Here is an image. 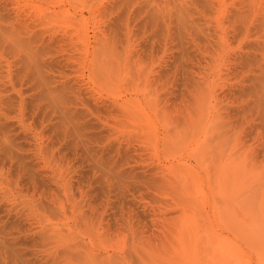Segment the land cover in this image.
Here are the masks:
<instances>
[{"label":"rangeland","instance_id":"obj_1","mask_svg":"<svg viewBox=\"0 0 264 264\" xmlns=\"http://www.w3.org/2000/svg\"><path fill=\"white\" fill-rule=\"evenodd\" d=\"M178 1L0 0V264H264V0Z\"/></svg>","mask_w":264,"mask_h":264},{"label":"bare ground","instance_id":"obj_2","mask_svg":"<svg viewBox=\"0 0 264 264\" xmlns=\"http://www.w3.org/2000/svg\"><path fill=\"white\" fill-rule=\"evenodd\" d=\"M46 1V0H45ZM122 1V0H121ZM73 2V1H72ZM186 2V0H179L178 2H177V6H176V11H175V13L177 14V16L179 17V18H182V15L183 14H185V13H183L184 11H185V6L183 7L182 5L184 4ZM209 2V1H208ZM185 5V4H184ZM50 7V6H49ZM90 7V6H89ZM60 8V7H59ZM55 9L54 8V10H51L50 12H48L47 14L45 13V15L43 16V18H41V22H40V24L41 25H44L47 21H49V19H50V17L52 18V16H56V15H62V17L63 16H66V11H67V9H65V11H63V9ZM171 8V7H170ZM35 9V8H34ZM48 9V8H47ZM90 9V8H89ZM188 9V8H187ZM31 11V10H30ZM38 11V10H37ZM89 11V10H88ZM188 11V10H187ZM41 12H43V11H41ZM45 12H46V9H45ZM68 12H69V10H68ZM70 14V13H69ZM69 14L67 15V16H69ZM80 16V15H79ZM8 17V16H7ZM81 17H82V15H81ZM20 18H21V16H20ZM68 18V17H67ZM82 18H84V16L82 17ZM81 18V19H82ZM7 19V18H6ZM9 19V18H8ZM12 19V18H11ZM39 19H40V17H39ZM56 19V18H55ZM62 19H64V18H62ZM0 20H2V18H0ZM19 20V19H18ZM51 20V19H50ZM65 21H66V19H65ZM10 22V21H9ZM8 22V23H9ZM18 22H20V21H18ZM21 23V22H20ZM16 24V23H15ZM47 24H49L48 22H47ZM4 25V24H3ZM12 25H13V23H12ZM9 26V25H8ZM37 26V25H36ZM36 26L34 27V28H36ZM4 27V26H3ZM1 25H0V36H1V39L3 38H9L8 39V42H13V43H10V44H13V46H14V44L18 47V48H21V49H23V51H25L27 54L29 53V54H33V58L37 55V53L39 52V53H41L42 54V50L43 49H41L40 51H39V48H36L35 50H33V47L34 46H36V45H34L33 46V43L34 42H38V41H40V43L42 42L43 44H44V42H45V40L47 41V43L45 42V44H46V49H44L45 51L46 50H49L48 49V47H50V44L49 43H51V42H53V41H55V43L56 44H58L57 46L58 47H53V48H51V49H56V48H58V50H60V52H61V50H64V49H62V47H61V42H63L64 40H65V42H64V44L66 43V38L65 37H60V38H57L56 36V38L54 39L53 37H51L50 36V34H49V36H47L46 35V37H48V39L46 38V37H44L43 36V34H44V32H46L48 29H46V30H42V28L40 27V30L37 32H33L32 33V35H31V32L33 31V30H35V29H31L32 28V26L30 27V25L29 24H24V22H23V24H18L17 23V25L15 26H10L8 29H4ZM6 27V26H5ZM30 27V28H29ZM46 27V24H45V26H44V28ZM48 27V26H47ZM50 27V26H49ZM37 28H39V27H37ZM36 28V29H37ZM32 30V31H31ZM24 33L25 34H29V36L27 37V38H21L22 37V35L23 36H25L24 35ZM49 33V32H48ZM52 33H53V31H52ZM103 33V32H102ZM46 34V33H45ZM54 34V33H53ZM52 34V35H53ZM68 34L69 33H67V36H68ZM71 34V33H70ZM69 34V35H70ZM104 35L105 34H102V36H103V38L105 39V37H104ZM65 36V35H64ZM99 36V35H98ZM26 37V36H25ZM100 37V36H99ZM98 37V38H99ZM46 38V39H45ZM65 38V39H64ZM97 38V39H98ZM107 38V37H106ZM0 39V40H1ZM4 39V40H5ZM69 40L71 39V38H68ZM68 39H67V42H68ZM78 39V38H77ZM76 39V40H77ZM9 40H11V41H9ZM72 40H73V36H72ZM71 40V41H72ZM2 41V40H1ZM6 41V40H5ZM96 41H98L96 44V46H94V52L92 51V53H93V55H92V57L91 58H93V60L94 61H92L94 64L93 65H95L94 66V69L97 71V72H100V73H102L104 70H105V67L107 68V64H106V58H108V55H107V52H106V50H107V48H106V46H107V43H106V46H105V44H104V41L101 39H99V40H96ZM95 41V42H96ZM4 42V41H3ZM7 42V41H6ZM7 42V43H8ZM76 42V41H75ZM39 43V42H38ZM37 43V44H38ZM54 43V44H55ZM36 44V43H35ZM42 44V45H43ZM44 44V45H45ZM53 44V45H54ZM70 44V43H69ZM74 46H77V44L75 43L74 44V42L72 43ZM41 45V46H42ZM52 45V46H53ZM73 45H71V46H73ZM16 46L14 47L15 48V50L14 51H16V49H18V48H16ZM40 46V45H39ZM38 46V47H39ZM62 46H63V43H62ZM9 47V46H8ZM37 47V46H36ZM67 47V46H66ZM69 47V46H68ZM67 47V48H68ZM10 48V47H9ZM42 48H43V46H42ZM44 48H45V46H44ZM11 49V48H10ZM12 50V49H11ZM57 50V49H56ZM73 50V49H72ZM71 50V51H72ZM77 50V49H76ZM18 51V50H17ZM16 51V52H17ZM78 51V50H77ZM73 52V51H72ZM87 52V51H86ZM90 52V51H89ZM24 53V52H23ZM22 53V54H23ZM44 53V52H43ZM79 53V52H78ZM91 53V54H92ZM16 54V53H15ZM34 54H36V55H34ZM40 54V55H41ZM90 54V53H89ZM43 55V54H42ZM13 56V55H12ZM19 56H20V54H19ZM18 56V57H19ZM22 56V55H21ZM23 56H25V54H23ZM22 56V58H24L25 59V57L27 56H25V57H23ZM37 56H39V55H37ZM17 57V56H16ZM39 58V57H38ZM38 58H37V61H38ZM20 59V58H19ZM36 59V58H35ZM66 59H68V60H72V59H74V60H72V61H74V62H76V61H78L79 59H80V56L78 55H73V54H71V55H69ZM18 61V60H17ZM21 61H24V60H22L21 59ZM41 61V60H40ZM33 62H35V61H33ZM43 63L45 62V60L44 61H42ZM71 62V61H70ZM91 62V63H92ZM72 63V62H71ZM31 64V63H30ZM40 64L42 65V63L40 62ZM37 65V64H36ZM45 65V64H44ZM33 66V68H34V66H35V64L34 65H32ZM27 68H30V67H27ZM38 68V67H37ZM36 69V68H35ZM34 69V70H35ZM31 70V69H30ZM22 71V70H21ZM119 104V108L123 111V112H125V113H127V112H130L132 109H135V108H139V109H141L142 107H141V100H139V99H137V98H131V97H129V98H125V99H123L120 103H118ZM131 109V110H130ZM89 110V109H88ZM87 110V111H88ZM130 110V111H129ZM140 111V110H139ZM236 164H237V166L239 167V168H242L243 167V160L242 159H240V160H238L237 162H236ZM252 197H253V194L251 195ZM252 203L253 202H251L250 203V206L252 205ZM255 232V234L256 235H259V238H262V237H264V228H262V227H260V229H257L256 228V230L254 231ZM93 254L92 252H91V250H84V251H82V256L87 260V264H94V262H95V260H94V254H93V256L91 255V254Z\"/></svg>","mask_w":264,"mask_h":264}]
</instances>
